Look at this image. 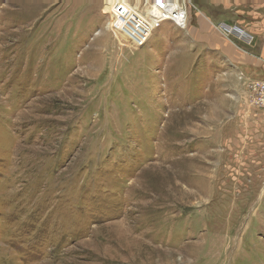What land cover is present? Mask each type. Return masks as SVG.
I'll list each match as a JSON object with an SVG mask.
<instances>
[{"label": "rangeland", "instance_id": "rangeland-1", "mask_svg": "<svg viewBox=\"0 0 264 264\" xmlns=\"http://www.w3.org/2000/svg\"><path fill=\"white\" fill-rule=\"evenodd\" d=\"M117 1L0 0V264H264V0H189L256 72Z\"/></svg>", "mask_w": 264, "mask_h": 264}, {"label": "built area", "instance_id": "built-area-1", "mask_svg": "<svg viewBox=\"0 0 264 264\" xmlns=\"http://www.w3.org/2000/svg\"><path fill=\"white\" fill-rule=\"evenodd\" d=\"M190 6L189 0H130L129 6L117 1L111 16L109 15L113 21L111 30L124 46L140 50L148 44L153 32L165 22L179 30H185L189 23ZM219 29L249 45L255 40L238 27L221 24ZM240 79L248 93L250 104L264 113V78L255 79L242 74Z\"/></svg>", "mask_w": 264, "mask_h": 264}, {"label": "crops", "instance_id": "crops-1", "mask_svg": "<svg viewBox=\"0 0 264 264\" xmlns=\"http://www.w3.org/2000/svg\"><path fill=\"white\" fill-rule=\"evenodd\" d=\"M195 13V16H193L194 13L191 12L190 24L188 23L185 29L187 30L190 45L218 50L229 64L237 65L243 72H256L261 67L258 62L251 59L252 56H249L246 50H242L236 46L234 38L223 33L214 24L212 21L213 17H208L199 11Z\"/></svg>", "mask_w": 264, "mask_h": 264}]
</instances>
